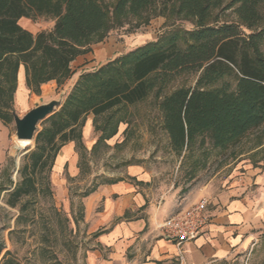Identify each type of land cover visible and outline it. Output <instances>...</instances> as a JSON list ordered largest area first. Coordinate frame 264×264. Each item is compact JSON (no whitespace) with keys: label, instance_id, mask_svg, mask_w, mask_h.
Here are the masks:
<instances>
[{"label":"trees","instance_id":"trees-1","mask_svg":"<svg viewBox=\"0 0 264 264\" xmlns=\"http://www.w3.org/2000/svg\"><path fill=\"white\" fill-rule=\"evenodd\" d=\"M159 1L117 0L113 14L122 26L128 16L157 10ZM162 2L158 14L170 12L173 3L171 13L192 20L195 28L82 73L60 109L41 123L35 150L19 171L21 181L9 193L10 207L41 192V183L49 189L56 158L66 144L85 149L82 133L89 115L95 116V128L102 134L96 148L115 137L120 124L111 115L100 128L97 119L141 103L158 84L162 88L178 74L198 76L194 87L178 89L160 104L164 131L179 157L203 135L210 134L213 146L225 149L264 123V26L259 12L264 0H233L226 9H234L241 23L222 24L211 20L224 8L223 0ZM23 18L52 19L55 25L33 35L20 25ZM108 22L109 14L97 0H0V121L14 120L20 66L32 93L39 95L51 81L64 84L72 75V62L108 36ZM20 210L26 213L27 203Z\"/></svg>","mask_w":264,"mask_h":264},{"label":"rangeland","instance_id":"rangeland-1","mask_svg":"<svg viewBox=\"0 0 264 264\" xmlns=\"http://www.w3.org/2000/svg\"><path fill=\"white\" fill-rule=\"evenodd\" d=\"M162 1L166 0L157 3V10L121 20V26L113 14L117 0H97L109 14L111 28L105 40L110 35L121 41L123 35L138 34L144 36L147 43H166L170 36H183L186 31L195 28L192 20L171 13L173 3L167 8L170 12L158 14V9L163 7ZM232 1L223 0L224 8L214 12L211 23H241L234 9H226ZM259 12L263 17L260 26H264V3L260 5ZM20 25L37 35L41 31H51L55 21L23 18ZM72 75L61 85L51 81L57 84L56 100L62 99L64 102L71 93L73 88L70 91L67 86ZM197 78L196 74L191 73L175 75L162 88L158 84L141 103L109 112L97 119V126L102 128L113 115L115 121H120L118 133L94 147L92 153L76 147L80 157V176L70 179L65 172L60 178H66L67 184L61 186L58 181L54 183L52 171L49 189L45 182H40L41 192L22 199L16 208L8 205L9 193L21 181L19 171L25 163V156L35 150V140L31 146L17 149L14 120L7 124L0 121V264H86L88 253L96 247V237L88 232L84 224L85 193L94 187L98 189L126 179L130 167H142L150 174L148 186L154 194L156 205L161 203L164 193H176V199L181 201L193 192L199 193L207 185L231 187L235 180L246 177L248 172L262 173L264 123L225 149L214 147L211 135L206 134L199 137L191 150L181 157L172 150L163 128L164 116L160 104L172 92L194 87ZM44 85L39 95L30 91L37 96L36 102L42 98ZM15 95L14 112L22 118L25 114L20 115L16 111ZM42 129L40 123L37 133ZM95 133V137L102 135L96 128ZM25 203L28 211L22 214L20 209ZM97 209L102 211V203ZM260 244L263 246L255 258V264H264V235L260 236ZM250 263L238 257L228 264Z\"/></svg>","mask_w":264,"mask_h":264},{"label":"crops","instance_id":"crops-1","mask_svg":"<svg viewBox=\"0 0 264 264\" xmlns=\"http://www.w3.org/2000/svg\"><path fill=\"white\" fill-rule=\"evenodd\" d=\"M144 38L138 34L123 35L118 41L110 35L104 42L92 45L89 53L72 62L73 75L67 88L71 91L82 73L97 70L147 44ZM42 90L44 102L56 100V82L44 85ZM36 97L27 87L24 66H20L16 111L20 115L28 113L34 108ZM94 121L95 116L89 115L82 133L83 144L90 153L101 136L95 137ZM65 172L70 179L81 174L74 142L66 144L56 158L54 183L58 181L65 186L67 179H61ZM126 174V179L96 189L83 201L84 224L96 237V247L88 253L86 264H228L238 257L256 263L263 246L260 236L264 235V171L248 172L231 187L207 185L198 195L193 192L181 201L176 199V193H164L159 205L155 204L148 186L151 177L144 168L130 167ZM203 198L208 200L206 215L211 224L203 236L185 243L180 255L160 227L174 212L189 208ZM100 203L102 211L97 209Z\"/></svg>","mask_w":264,"mask_h":264},{"label":"built area","instance_id":"built-area-1","mask_svg":"<svg viewBox=\"0 0 264 264\" xmlns=\"http://www.w3.org/2000/svg\"><path fill=\"white\" fill-rule=\"evenodd\" d=\"M208 200L201 199L191 207L174 212L162 225L164 236L177 246L180 255L185 243L203 236L211 224L206 215ZM183 260V257H181Z\"/></svg>","mask_w":264,"mask_h":264},{"label":"water","instance_id":"water-1","mask_svg":"<svg viewBox=\"0 0 264 264\" xmlns=\"http://www.w3.org/2000/svg\"><path fill=\"white\" fill-rule=\"evenodd\" d=\"M62 104V99L44 102L41 98L39 102H35L34 108L22 118L14 112L16 140L28 142L34 141L39 124L49 119Z\"/></svg>","mask_w":264,"mask_h":264},{"label":"bare ground","instance_id":"bare-ground-1","mask_svg":"<svg viewBox=\"0 0 264 264\" xmlns=\"http://www.w3.org/2000/svg\"><path fill=\"white\" fill-rule=\"evenodd\" d=\"M31 144H32V142L15 140V147L17 149H25V148L31 146Z\"/></svg>","mask_w":264,"mask_h":264}]
</instances>
